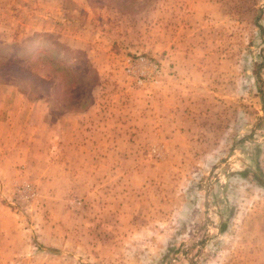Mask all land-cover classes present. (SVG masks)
Segmentation results:
<instances>
[{
    "label": "rangeland",
    "instance_id": "rangeland-1",
    "mask_svg": "<svg viewBox=\"0 0 264 264\" xmlns=\"http://www.w3.org/2000/svg\"><path fill=\"white\" fill-rule=\"evenodd\" d=\"M31 5L53 30L0 42L51 34L97 78L71 111L0 82V264H264V0Z\"/></svg>",
    "mask_w": 264,
    "mask_h": 264
},
{
    "label": "trees",
    "instance_id": "trees-1",
    "mask_svg": "<svg viewBox=\"0 0 264 264\" xmlns=\"http://www.w3.org/2000/svg\"><path fill=\"white\" fill-rule=\"evenodd\" d=\"M52 38L51 34L37 33L20 42H0V82L15 84L30 98H55L67 110H77L90 104L97 77L82 51ZM76 67L82 72L77 73ZM67 86L73 93L62 100Z\"/></svg>",
    "mask_w": 264,
    "mask_h": 264
},
{
    "label": "crops",
    "instance_id": "crops-1",
    "mask_svg": "<svg viewBox=\"0 0 264 264\" xmlns=\"http://www.w3.org/2000/svg\"><path fill=\"white\" fill-rule=\"evenodd\" d=\"M7 2V5L0 7V33L8 38L7 41L10 38L26 36L35 31L51 32L53 30L51 23L55 21L52 16L56 17V14L61 13V11L57 13L54 9H49L48 14L43 16L40 13L39 16L41 17H37L41 8L37 5H31V0H7ZM44 13H46V9ZM11 89L9 93L13 96V101L10 104L0 102V117L3 116L4 111L12 110L10 112L13 113V110H18L16 111L18 113L21 110L22 103L16 102V100H19L20 95L15 93L13 88ZM28 105L33 106L32 103ZM0 152L2 158L20 156L18 152V155H14L13 151H6L5 149Z\"/></svg>",
    "mask_w": 264,
    "mask_h": 264
},
{
    "label": "built area",
    "instance_id": "built-area-1",
    "mask_svg": "<svg viewBox=\"0 0 264 264\" xmlns=\"http://www.w3.org/2000/svg\"><path fill=\"white\" fill-rule=\"evenodd\" d=\"M136 71H137V73L139 74L138 76H141V75L145 76V73H144L143 71H139V70H137V69H136Z\"/></svg>",
    "mask_w": 264,
    "mask_h": 264
}]
</instances>
